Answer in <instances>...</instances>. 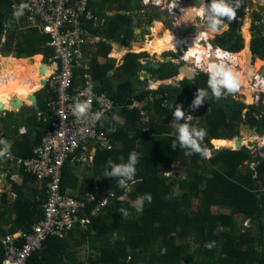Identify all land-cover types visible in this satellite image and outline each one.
<instances>
[{"label": "trees", "instance_id": "trees-1", "mask_svg": "<svg viewBox=\"0 0 264 264\" xmlns=\"http://www.w3.org/2000/svg\"><path fill=\"white\" fill-rule=\"evenodd\" d=\"M21 1L0 0V51L5 55L12 53L2 60L26 63L29 61L25 60L42 56L41 53L49 56L52 49L46 45V34L35 27L24 28L23 16H13V5ZM110 1L117 2L118 10H130L131 0ZM209 2L205 0V7ZM227 2L234 5L236 0ZM249 4V0H239L235 17L229 22L223 18L229 28L215 34L213 42L216 45L235 52L245 47L240 30ZM89 7L97 12L103 5L90 0ZM263 19L264 12L252 10L251 49L254 56L262 59L264 31L257 23ZM136 25L140 22L131 13H117L107 18L101 28L93 30L88 23L87 29L101 33L105 39L128 45ZM105 39L87 46L91 52L92 76L100 81L96 90L104 91L114 101V108L102 121L111 147L96 148L91 169L97 184L91 192L98 199L110 193L113 196L91 217L86 229L75 226L64 237H48L27 264H84L77 254L83 245L91 251L90 264H264V156L256 159L258 153L246 145L215 148L212 155L201 156L179 147L175 125L170 123H175L172 113L176 106L179 105L184 114L197 89H204L205 94L211 92L206 83L208 73H199L193 79L183 78L178 84H160L155 90L145 89L149 82L140 78L142 69L150 70L158 79H165L177 75L179 64L168 61L159 67L146 68L139 61L141 53L128 52L123 62L115 66L116 59L108 56L111 44ZM99 56L106 60L99 62ZM80 74L81 70H76L78 85L82 83ZM150 93L162 96L148 100L145 115L140 108L130 106L134 99L147 98ZM36 95L39 109L49 117L47 101L52 92L45 87ZM171 97L175 99L172 110L164 102ZM114 114L121 115L123 122L112 119ZM192 114L193 117L185 122L205 130L202 148H213V139L244 138L239 136L244 122L257 126L264 133L263 101L247 104L225 98L223 94L219 97L212 94L209 101ZM146 116L149 121L145 120ZM180 121H184L183 115ZM11 124L16 130L26 125V131L16 135L10 149L17 156L28 157L33 155L34 146L49 126V119L39 118L35 109L25 106L0 117V130L8 133ZM263 137L247 138L260 146L258 141ZM133 150L138 153L134 177L138 179L135 183L129 181L126 190L117 183V177L103 176V172L106 161L126 162ZM70 160L71 155L62 168L64 192L71 183ZM176 164L187 170L186 177L173 179L165 175ZM20 171L22 181H11V190L15 193L13 200L8 198L9 191L0 192V236L18 229L29 230L42 215L45 188L39 187L35 176ZM175 189L179 193H175ZM144 193L151 194V202L145 201L143 210L137 212L136 197ZM121 208L128 210L126 216L119 212ZM205 242L214 243L205 247ZM2 260L0 242V264Z\"/></svg>", "mask_w": 264, "mask_h": 264}, {"label": "built area", "instance_id": "built-area-1", "mask_svg": "<svg viewBox=\"0 0 264 264\" xmlns=\"http://www.w3.org/2000/svg\"><path fill=\"white\" fill-rule=\"evenodd\" d=\"M181 1L170 0L168 3L171 20L175 26H177V13L183 8L178 7L176 12H173L172 5H181ZM203 1L205 3V0ZM89 2L90 0H22L13 5L15 12L21 3H26L27 7L23 9L21 15L24 18L23 27H35L48 37L46 45L51 47L52 53L49 56L44 54L42 56L50 64V73L46 77L45 84L43 83L37 90L47 87L52 95L47 101L49 117L40 109L37 111L39 118L45 121L49 119V126L40 142L34 146L33 155L21 157L8 149L7 154L0 156V167L8 169L11 180L17 179L15 169L24 170L35 176L46 192L40 219L29 230L19 229L2 236L0 240L3 246L2 264H5V261L7 264H27L32 254L43 247L48 237H64L75 226L86 229L91 222V217L106 206L113 196V193H110L98 199L94 193H87L83 198H76L62 191V168L71 154L79 148L87 149L89 145L111 147L102 121L108 111L114 108V101L104 91L96 90L97 84L91 73V54L87 50V45L92 39L96 41L99 39L98 36L90 35L87 24L96 25L103 21L91 10ZM203 9L204 6L200 16L205 22ZM14 12L13 16H15ZM194 24L199 25L196 19ZM1 41H5V34ZM212 46L218 50L217 52H227L232 54V57L236 53L227 48ZM176 53L182 57L180 52ZM2 57H7V55L1 53L0 58ZM225 59L228 60L226 57ZM184 65L195 71L202 70L197 62L187 65L185 61ZM78 69L81 70V85L75 82V72ZM258 75L251 81L252 96L256 104L264 102V72H259ZM183 77L184 75H179V79ZM221 90L223 95L231 96L236 100L244 101L246 97L239 90L228 92L223 87ZM159 96L162 95L150 94L148 100L153 101ZM77 102L89 103V108L82 117H77L73 112ZM164 102L167 103L165 99ZM203 103H205L203 96L201 103L196 107L192 106V101L189 102L185 107L183 120L186 117L187 120L192 118V113ZM146 104L145 100H133L130 106L140 108L141 113L145 115ZM97 112L101 113L99 119L94 118ZM111 118L114 119V116ZM145 120L149 121L147 116ZM0 137H3L1 133ZM8 163L15 169H10ZM168 172L171 171L165 172V175H169ZM128 185L129 182L125 187L126 190Z\"/></svg>", "mask_w": 264, "mask_h": 264}, {"label": "bare ground", "instance_id": "bare-ground-1", "mask_svg": "<svg viewBox=\"0 0 264 264\" xmlns=\"http://www.w3.org/2000/svg\"><path fill=\"white\" fill-rule=\"evenodd\" d=\"M186 1L182 5H172L173 12H176L178 7L183 8L179 10L182 12L177 16V26L181 25V21H183L184 24L189 25L194 20L195 16H199L201 15L200 13H202V5L204 3L203 0H190V7L186 4ZM161 2V0H155V3ZM195 7L197 9H195ZM185 11L187 17L181 16L185 14ZM203 24H205V22ZM195 28L196 31L192 32L195 34L194 38L190 37V34L188 33H185L184 35H177L175 30L170 29L168 31L165 29L161 34H155L152 39L143 42V48L151 53H157L158 55H160L163 51L175 50L176 52L181 53L182 58L185 59L187 65H190L192 62H197L200 69L204 65H206V69L213 62L227 63L237 74L238 79L240 80L239 91L246 95V101L248 103H252V89L249 85L251 77L254 78V74L257 72L256 70L259 65H252L251 63L252 52L250 51V38L249 41H247L245 49L240 53H235L229 63L223 55H218V53H223L222 51L217 52L218 50L212 46L209 41H204L206 38L209 40L210 37L200 22L199 25L195 24ZM248 31L249 23L246 22L244 25V32L247 36L249 35ZM184 42L187 43L186 45L188 47L184 46ZM113 49L120 54L124 53L125 50L123 47H119L117 45H115ZM37 57L40 58H38L34 63L27 62L24 64H12L8 62L4 65L3 69L0 70V111L4 109H16V105L23 101L26 103L29 102V104L32 103V105L34 104L31 99V95L35 90L40 88L42 82L50 73V64L47 63L41 55L34 57L33 61ZM238 63H240L242 68L237 69L235 67ZM258 63H260V61ZM180 75L183 76L184 73L181 72ZM157 84V81L153 82L152 87H157ZM237 139H241L243 143L255 146L247 137L214 139L213 143L216 144V147L234 146L237 145ZM258 143L264 145V139L259 140Z\"/></svg>", "mask_w": 264, "mask_h": 264}, {"label": "crops", "instance_id": "crops-1", "mask_svg": "<svg viewBox=\"0 0 264 264\" xmlns=\"http://www.w3.org/2000/svg\"><path fill=\"white\" fill-rule=\"evenodd\" d=\"M95 1L102 2L103 7L100 8V9H97V12L93 11V9H91V10L103 22H101L100 24H96V25H94L92 23H89L91 25V27L93 28V30L94 29L101 28L103 26V24H105L107 18H109V17H111V16H113V15H115L117 13H124V14L131 13L133 15V17L135 18V20L137 22H140V25L133 26V38L131 37V40L128 43V45H124V44H121L119 42L112 41L110 39H105L104 35H102L101 33L97 32V31H93V32L90 31V35L91 36H98L99 37L98 41L105 39V41L107 43L111 44V51L108 54V56L109 57H114L116 59L115 66L120 65L123 62V56L126 53L130 52V51H128V52L126 51V53H122V55H121V54L117 53L116 51H114L113 47L115 45H117L119 47H124L126 49H127V47H130L131 48L133 42L136 41V38H137V31L136 30H138V28H142V27H144V28H150L149 26H150L151 22L154 21V20H156V19H160V20H163V21H166L168 19L172 23V20H171L172 19V16L170 15V13L167 14V9H166V6H165L169 2L164 3L163 0H161L162 1L161 3H155V0H148V1L147 0H131L128 3V6H130V10L129 11L123 10V9L122 10H118V8L116 9V6L118 5L116 1L115 2L112 1V3H111L110 0H95ZM185 1L186 0H184V1L182 0L181 1V5ZM163 4H165V5L163 6ZM155 8H157V10L159 8L161 10L162 9L165 10L164 11L165 12V15H163V11H159V10L158 11L156 10V12L154 13L153 10ZM180 13L181 12L178 11L177 14L180 15ZM136 16H138L139 19ZM182 23H183V21H181V25H184ZM192 24H193V21L189 25L188 24H185V25L190 26ZM176 25H177V23H176ZM202 25H204V24H202ZM172 30H175L176 33H177V35H180L177 32L178 31V26H175L173 23H172ZM188 34L192 35L193 33H188ZM149 39L150 38H148L147 40H149ZM98 41H96V39H92L91 42H89V43L90 44H96ZM250 48H251V45H250ZM142 50L143 51H147L145 49H142ZM164 52L165 51H163L162 54H164ZM89 53L91 54L90 50H89ZM135 53H137V52H135ZM148 53L151 56L146 55L145 57L151 59V57L155 56L154 53H151L149 51H148ZM41 54L43 55V53H41ZM162 54L161 55H156V56L157 57L163 56ZM105 60H106V58L104 56H99L98 57V61L99 62H104ZM26 61L33 62V58L27 59V60H25V62ZM139 61L142 64H144L143 58L142 59L139 58ZM178 61H181V60H178ZM178 61L177 60L175 61L173 59L172 62L177 63ZM8 62L9 63H12V64L13 63L24 64V63H21L22 61L15 62V61H11V60H4L3 63H8ZM162 63H164V62L161 59L158 58V64H159V66ZM178 64H179V66L181 65L180 62ZM145 67L146 68H151V67H155V66H152V65L151 66H146L145 65ZM142 70H145V71H147L150 74H153L150 70H147V69H142ZM112 72H113V69L110 70L109 74H111ZM196 72H197V74H199L200 71H196ZM201 73H204V72H201ZM179 75H175V76H172L170 78H165V79H158L157 78L155 81H157L158 84H157V87H155V88L152 87V83L155 82V81H151L148 78H146V79H148V82L150 84L148 83L146 86H144V88L145 89H154L155 90V89L158 88V86L160 84H168V83H165V82H168V81H169V83H171V78L179 79ZM139 76L141 77L140 74H139ZM183 78H185V77H183ZM143 79H145V78H143ZM182 79H179V80H182ZM94 80H95L96 84H100V81L99 80H97L95 78H94ZM37 91L38 90H35L33 93H36ZM150 94H153V93H150ZM160 95H162V94H160ZM148 96H147V98L140 99V101L141 100L142 101L145 100V101L148 102ZM36 97H37V95H36ZM134 100H138L139 101V99H134ZM165 100H166V102H167L166 104L169 106L170 110H172L173 109V106H174V100L175 99L173 97H171V98H165ZM24 103L27 104L28 106H30L31 109H35V108L32 107V104L26 103L25 101H24ZM25 104L22 107H24ZM13 110L15 112H18L19 111L18 109L17 110H15V109H12V110H9V109L6 110V109H4V110H1L3 112V115H1L0 117L6 116V113L7 112H10V111H13ZM112 116H114V120H116L117 122H120V123L123 122V117L121 115L114 114ZM170 123H172L173 125H175L174 122H170ZM10 126L11 127H10V130H9L8 133L4 132L3 130H0L1 135L9 143V148H8L9 150H11L10 147H11L12 143L14 142V139H15L16 135L21 134V133H24L26 131V129H27V127H26L25 124L20 125L17 130L15 129L16 127L14 126V124H11ZM237 138H239V137H237ZM263 139H264V137L262 138V140ZM0 146H2V145H0ZM100 147H102V146H100ZM96 148H97V146L96 147H92V145H89V147L87 149L80 148L78 151L76 150L74 154H71V160L69 161V164H70V166L72 168V171L70 173V182L71 183L67 186L66 193L71 194V195L73 194L75 196H81V195L82 196H85L87 193H92L91 192V188L97 184V179H94L93 178L94 175H93V171L91 169L92 161H93V155H94V153L96 151ZM208 156H210V155H208ZM7 165H9V163ZM173 167H175V166H173ZM10 169H13L14 170L15 167H13V165H12L10 167ZM7 171H8V169L6 167H0V192H2V191H9L8 198H9L10 201H12L13 198L15 197V193L11 190V181H15L17 183H20L22 181V174H21V171L15 169L14 171H16V173H17V179L16 180H11L10 177H9V173ZM170 171H173V168H171ZM5 174H7V181L3 177ZM37 183H38V185H39L40 188H42V189L44 188L43 185L40 184V182L38 180H37ZM175 193H176V191H175ZM1 238H2V235L0 236V240H1ZM83 246H85V245H83ZM88 252H91V251L88 250ZM77 254L79 255V251H77ZM90 255H91V253H90ZM88 257H89V255H88ZM88 257H87V260H83V259L80 258V255H79V258L84 262V264H90V262L88 261Z\"/></svg>", "mask_w": 264, "mask_h": 264}, {"label": "clouds", "instance_id": "clouds-1", "mask_svg": "<svg viewBox=\"0 0 264 264\" xmlns=\"http://www.w3.org/2000/svg\"><path fill=\"white\" fill-rule=\"evenodd\" d=\"M165 6L168 14L169 13L168 4H166ZM26 7H27L26 3H21L14 12V15L17 17L22 15L23 9ZM238 7H239V0H236V3L234 5L232 3L227 2V0H210V2L203 9L205 14L206 26L210 28L212 31L219 30L220 28L218 29L217 26L221 24L223 25L222 28L227 27V24L224 22L223 18L226 17L228 22L231 21L235 17V10ZM212 45H216V44H212ZM167 51L169 52L174 50H167ZM164 53H166V51ZM10 54H6V55H10ZM175 54L177 53L175 52ZM218 55H223L229 61H231L232 59V54L227 52L218 53ZM177 56H178L177 58H180L178 54ZM180 60H181L180 64L184 65L185 60L184 59L182 60L181 58ZM205 70L208 72V79L206 81L207 86L211 90L214 96L219 97L221 94H223L221 92V87L226 89L228 92H235L238 90L240 85V80L238 79L237 74L231 69V67L227 63L213 62ZM179 73L180 72H178L177 75ZM176 80L180 81L179 79ZM205 92L206 91L204 89H197L196 92L197 94L194 96L192 100L193 107H196L201 103V97L205 94ZM229 97L232 98L231 96ZM88 108H89L88 102H77L75 103L73 112L77 117H82L87 112ZM100 115L101 113L97 112L94 114V118L99 119ZM172 115H173L172 121H175L176 143L179 145V147L187 148L190 152H197L201 156L206 157L208 155V151L206 148L201 147V142L203 141L205 136V130L203 128L197 129L194 125H190L186 123L185 121L187 120V117L184 119L183 122H181L180 118L183 115V112L179 105L176 106ZM0 145H2V147H0V156H4L5 154H7L9 143L4 137H0ZM137 156L138 153L133 150L129 152L126 162L116 163L113 162L112 160L106 161L107 167H105L104 169L103 176L117 177L118 178L117 183L122 187H126L127 182L129 181L135 183L136 180L138 179V178H134L136 172L135 165L137 163ZM145 201L151 202L150 193H144L136 197L135 210L137 212H141L143 210V203ZM119 212L122 214V216H126L128 214V210L123 208H121ZM213 243L214 242H205V247H211ZM5 264H7V261H5Z\"/></svg>", "mask_w": 264, "mask_h": 264}, {"label": "rangeland", "instance_id": "rangeland-1", "mask_svg": "<svg viewBox=\"0 0 264 264\" xmlns=\"http://www.w3.org/2000/svg\"><path fill=\"white\" fill-rule=\"evenodd\" d=\"M164 1V3H167V2H169L170 0H163ZM189 2H190V0L188 1H186V4L190 7L191 5H189ZM184 3V2H183ZM249 6L247 7V10H248V12H247V15H246V17H245V19H244V24L242 25V27H241V31H242V35H243V37H244V41L246 42V44H247V41H249V38H250V45H251V42H252V37H253V29H252V10L253 9H259V10H261L262 12H264V0H249ZM165 4H163V6H164ZM195 5V4H194ZM203 6H204V8H205V3H203ZM158 8V7H157ZM157 8H155L154 10H153V12L155 13L156 12V10H157ZM203 8V7H202ZM195 9H197L196 7H195ZM159 11H163V15H165V10H161L160 8L158 9ZM157 10V11H158ZM181 16H183V17H187V14H186V11H185V14L184 15H181ZM192 16H193V14H192ZM137 18H138V16H136ZM139 19V18H138ZM246 22H248L249 23V31H248V33H249V35L247 36L246 34H245V32H244V25L246 24ZM201 24H203L204 23V21H201L200 22ZM206 23V22H205ZM227 24V27L226 28H224L225 30L226 29H228L229 28V24L228 23H226ZM260 27H261V29L263 28V31H264V19L261 21V22H259V23H257ZM150 28H144V27H142V28H138V30H136L137 31V38H136V41H134L133 42V44H132V47L130 48V47H127V49L126 48H124L125 50H124V53H126V51L128 52V51H130V52H137V53H141L143 56L142 57H140L141 59L142 58H144L146 55H149V56H151L149 53H148V51H143L142 49H145V48H143V42H145V41H148L147 39L148 38H150V39H152L153 37H154V35L155 34H161L165 29H167L168 31L170 30V29H172V23L167 19L166 21H163V20H160V19H156V20H154V21H152L151 22V24H150V26H149ZM202 27L208 32V36L211 38V37H214L215 36V34H218V33H222L223 32V30H217V31H212L210 28H208L207 26H206V24H204V25H202ZM154 30V31H153ZM224 30V31H225ZM153 31V32H152ZM157 31V32H156ZM194 36L195 35H190V37H193L194 38ZM149 39V40H150ZM187 44V43H186ZM186 44H184V46H186V47H188ZM245 47H246V45H245ZM245 47L242 49V50H244L245 49ZM146 50V49H145ZM242 50H240V51H238V52H236V53H239V52H241ZM115 51V50H114ZM250 51L252 52V50H251V48H250ZM167 53H168V51H166ZM253 53V52H252ZM120 54V53H119ZM155 54V56H153V57H151V59H152V61L153 62H158V58L159 57H157L156 55H158L157 53H154ZM162 54V53H161ZM160 54V55H161ZM118 55V54H117ZM122 55V54H121ZM163 56L164 55H166V53H164V54H162ZM179 55V54H178ZM120 56V55H119ZM179 57L183 60V58L179 55ZM258 56H254L253 54H252V61H251V63L252 64H254L255 63V60L257 61V63H256V65H259V67L260 66H264V60L263 59H256ZM180 58H173L175 61L177 60H180ZM160 59V58H159ZM260 61V63H258L259 61ZM4 62V60H2V58H0V70L1 69H3V67H4V65L6 64V63H3ZM205 66L206 65H204L203 67H201V69H205ZM262 66V67H263ZM237 69H240V68H242V66L240 65V63H238L236 66H235ZM256 67V66H255ZM200 72L199 73H201L202 72V70H199ZM42 73V72H41ZM204 73H206V72H204ZM180 76H182V75H180ZM141 79H143V77L141 76L140 77ZM172 79V78H171ZM165 83H169V81L168 82H165ZM43 84V83H42ZM150 84V83H149ZM252 85V82H251V80H250V88L252 87L251 86ZM42 86V85H41ZM40 86V87H41ZM159 87V86H158ZM238 90H239V88H238ZM231 94H233V93H231ZM225 98H229L227 95H223ZM244 96V95H243ZM253 101H252V103H248L247 101H246V99H245V97H244V102L245 103H247V104H254L256 101H255V99H254V97H253V99H252ZM240 101H242V100H240ZM27 103H29V102H27ZM30 104H32V103H30ZM25 106L27 107L28 105L27 104H25ZM24 106V107H25ZM29 108H30V106H28ZM8 110V109H7ZM9 110H12V109H9ZM15 110H17V108L15 109ZM14 111V110H13ZM1 115H3V112L2 111H0V116ZM253 135H259V136H264V133L257 127V126H251V125H249L247 122H244L243 124H242V126H241V133H240V135L239 136H242V137H250V136H253ZM259 144V143H258ZM259 145H261V144H259ZM262 146V145H261ZM215 148H217L216 146H215V144H213V148H208L207 149V151H208V155H212V153H213V151L215 150ZM169 173V175L170 176H172V178L173 179H175L176 177H178V178H181V177H186V173H187V170H185V168L184 167H182V166H180V165H178V164H176L175 165V167H174V169H173V171H171V172H168ZM175 191H176V193H179V191L177 190V189H175ZM78 251H79V255H80V258L81 259H83V260H87V257H88V255L91 253V252H88V250H87V248L85 247V246H81V247H79L78 248Z\"/></svg>", "mask_w": 264, "mask_h": 264}, {"label": "water", "instance_id": "water-1", "mask_svg": "<svg viewBox=\"0 0 264 264\" xmlns=\"http://www.w3.org/2000/svg\"><path fill=\"white\" fill-rule=\"evenodd\" d=\"M184 1V0H183ZM196 21L197 22H201V16H196ZM225 22V21H224ZM226 23V22H225ZM229 26V25H228ZM219 30H223L224 28L223 25H218L217 26ZM226 28V27H225ZM225 30V29H224ZM223 30V31H224ZM196 31V28H195V25H191V26H186V25H180L178 26V34L180 35H184L185 33H192V32H195ZM240 32L242 33V31L240 30ZM213 39L214 37H211L209 39V42L211 44H215V42H213ZM159 58L163 61V62H166V61H169V58L167 56H159ZM262 59V58H261ZM143 61H144V64L146 66H155V67H158L159 64L158 63H153V61L150 59V58H147V57H144L143 58ZM178 71L181 73L183 72L184 73V76L186 79H193L195 76H196V71L195 70H192V69H189L187 68L185 65H180L178 67ZM139 74L143 77V78H148L149 80L151 81H155L157 79V77L153 74H150L148 73L147 71L145 70H142L139 72ZM45 81L46 79L42 82L45 84ZM179 82L176 80V79H171V84H178ZM212 96V92H208L206 94L203 95V98H204V101L205 103L209 101L210 97ZM31 99L33 100V105L32 107L35 108L36 111L39 110V106H38V103H37V97H36V93H33L31 95ZM24 101L23 102H20L19 104L16 105V108L19 110L23 105H24ZM238 137V136H236ZM234 137V138H236ZM214 140V139H213ZM213 142V141H212ZM243 145H246L248 146L249 148H251L254 152H257L258 155L256 156V159L259 158L260 155H263L264 156V145L262 146H251L249 145L248 143H243V141L241 139H237V145L236 147H233V146H225V147H231V148H240L242 147ZM217 148H221V147H217ZM4 179L7 181V174H5L4 176Z\"/></svg>", "mask_w": 264, "mask_h": 264}, {"label": "flooded vegetation", "instance_id": "flooded-vegetation-1", "mask_svg": "<svg viewBox=\"0 0 264 264\" xmlns=\"http://www.w3.org/2000/svg\"><path fill=\"white\" fill-rule=\"evenodd\" d=\"M194 22H195V19L193 20V24L192 25H195L194 24ZM191 26V25H190ZM175 51V50H174ZM174 51H171V52H168V54L167 55H164V56H167L168 58H169V61H173V58H177L178 56H177V54H175V52ZM253 54V53H252ZM251 59H252V57H251ZM256 59H261L260 57H257ZM264 60V59H263ZM166 62H168V61H166ZM180 61H178L177 63H179ZM154 64H155V62H153ZM156 63H158V62H156ZM184 63V62H183ZM256 63H257V61L255 60V63L254 64H252V65H256ZM263 66V65H262ZM262 66H260V67H258L257 68V72L254 74L255 76L256 75H258V73L259 72H264V66L262 67ZM196 75H197V73H196ZM255 76H254V78L253 77H251V81L252 80H254L255 79ZM258 77H259V75H258ZM258 81H260V80H258ZM245 99H246V97H245Z\"/></svg>", "mask_w": 264, "mask_h": 264}]
</instances>
